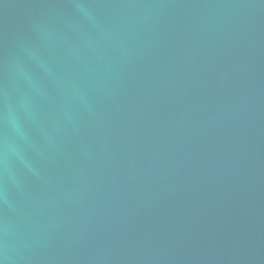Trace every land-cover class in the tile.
Instances as JSON below:
<instances>
[{"label": "water", "instance_id": "water-1", "mask_svg": "<svg viewBox=\"0 0 264 264\" xmlns=\"http://www.w3.org/2000/svg\"><path fill=\"white\" fill-rule=\"evenodd\" d=\"M0 264H264V0H0Z\"/></svg>", "mask_w": 264, "mask_h": 264}]
</instances>
